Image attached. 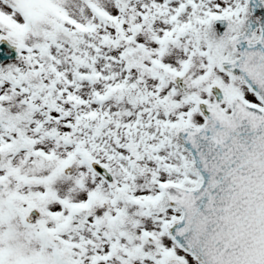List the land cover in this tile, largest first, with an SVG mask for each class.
Listing matches in <instances>:
<instances>
[{
	"label": "rangeland",
	"instance_id": "obj_1",
	"mask_svg": "<svg viewBox=\"0 0 264 264\" xmlns=\"http://www.w3.org/2000/svg\"><path fill=\"white\" fill-rule=\"evenodd\" d=\"M165 1L0 0V35L22 44L8 68L12 79L0 73V177L11 180L0 196V256L10 250L14 264H167L181 255L200 264L170 235L181 209L162 188L201 181L177 138L180 126L202 121L195 90L172 102L170 89L169 100L149 88L175 86L180 72L193 85L208 83L214 65L188 43H171L167 58L161 41L162 51L147 55L150 26L175 41L183 36L182 27L170 29L155 14L170 9ZM200 4L209 3L195 0L198 13ZM185 11L188 23L192 8ZM29 69L46 86L39 95L20 79ZM93 158L113 171L115 183L93 171ZM12 203L23 215L42 208L41 226L21 222L27 232L9 223L22 215Z\"/></svg>",
	"mask_w": 264,
	"mask_h": 264
},
{
	"label": "water",
	"instance_id": "obj_2",
	"mask_svg": "<svg viewBox=\"0 0 264 264\" xmlns=\"http://www.w3.org/2000/svg\"><path fill=\"white\" fill-rule=\"evenodd\" d=\"M257 55L249 52L236 62L264 100V50ZM18 56L19 45L2 36L0 67ZM240 104L233 105L232 113L203 106L209 122L182 130L201 185H165L171 202L183 210L171 232L203 264H264V108ZM93 165L108 174L99 162ZM5 186L0 180V191ZM170 264L187 263L176 257Z\"/></svg>",
	"mask_w": 264,
	"mask_h": 264
},
{
	"label": "flooded vegetation",
	"instance_id": "obj_3",
	"mask_svg": "<svg viewBox=\"0 0 264 264\" xmlns=\"http://www.w3.org/2000/svg\"><path fill=\"white\" fill-rule=\"evenodd\" d=\"M259 1L260 11L255 15V21L260 26H263L264 0ZM166 2L170 6V11L166 12V14L160 12L157 15L162 18L163 23L170 29L175 30L176 27H182L183 31V36H180L177 41L170 37L168 44L171 46V43H174L178 46L188 42L189 44L195 45L208 60L220 59L225 54L227 47L233 53L234 47L231 38L237 31H234L229 37L224 36L228 31L234 30L237 24L230 21L226 24L225 30L221 32V26L216 20V11H226L243 6H246L249 10L251 9L250 0H204L205 4H209L204 5L205 9H202L203 6L200 4L199 10L201 13L197 12L196 6L194 5L195 0H166ZM187 8H192V12L190 13L192 16L188 19V23L183 16V12ZM208 12L212 13V15L210 17H204L203 14H207ZM182 24H184V27ZM259 31V29L254 31V38L258 37ZM245 91L249 96L254 95L249 88H246ZM223 99L224 104L229 103L226 97H223ZM212 100H214V95Z\"/></svg>",
	"mask_w": 264,
	"mask_h": 264
}]
</instances>
